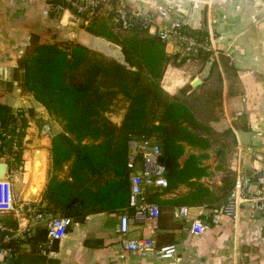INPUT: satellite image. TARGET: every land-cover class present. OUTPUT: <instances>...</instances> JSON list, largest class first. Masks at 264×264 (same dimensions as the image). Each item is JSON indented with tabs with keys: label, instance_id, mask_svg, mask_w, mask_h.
<instances>
[{
	"label": "trees",
	"instance_id": "trees-1",
	"mask_svg": "<svg viewBox=\"0 0 264 264\" xmlns=\"http://www.w3.org/2000/svg\"><path fill=\"white\" fill-rule=\"evenodd\" d=\"M64 4L78 14L71 3ZM119 4L98 0L89 15L79 13L78 38H65L53 27L44 39L31 32L16 59L13 80L62 124L51 135L40 200L27 205L70 216L72 223L95 212H122L128 205L131 173L127 141L130 134H144L160 145L167 179L165 187L148 192L149 200L158 204V227L163 230L156 232L155 241L160 247L173 243L171 229L181 225L174 217L176 206L218 208L232 188L237 131L247 130L249 123L245 112L223 120L224 101L241 95L244 87L230 54L212 47L206 18L200 27L176 28L194 41L189 50L182 40L179 50L168 51L167 39L150 31L149 20ZM91 35L117 45L122 60L89 45ZM188 59L198 65L197 72L208 65L206 74L195 86L186 81L168 91L163 85L168 66L180 67ZM118 98L126 104L117 122L110 110ZM32 115L30 108L11 112L9 104L0 102V157L10 152L17 137V167L28 156L23 142ZM242 171L251 183L257 182L260 172ZM0 221L16 224L11 212H0ZM4 234L0 231V246L10 248L12 264H46L47 251L57 243L48 240L42 225L23 237Z\"/></svg>",
	"mask_w": 264,
	"mask_h": 264
},
{
	"label": "crops",
	"instance_id": "crops-1",
	"mask_svg": "<svg viewBox=\"0 0 264 264\" xmlns=\"http://www.w3.org/2000/svg\"><path fill=\"white\" fill-rule=\"evenodd\" d=\"M119 1L120 4L131 7L133 11L148 16L151 32L167 31L169 37L166 49L168 50L169 47L170 51L179 50L183 40L171 32L177 20L191 27H200L203 25L204 18L211 14L206 10L210 0ZM253 2L257 6L255 8L257 11L264 9L262 0ZM217 8L221 11V6ZM162 10L166 11L165 15L160 13ZM50 12L47 0H0V102L9 104L11 112L30 108L34 113L28 119L29 124L26 127L23 142L28 156L23 160L22 165L16 168L8 167L13 192L22 206L18 212L11 214L16 218V224L20 225L44 226L43 222L33 218L32 212L24 208L23 202L40 200L47 180L51 135L60 130L62 124L29 91L22 89L13 80L16 59L27 45L31 32L40 34L44 39L49 37V29L53 27L58 28L65 38H78L81 35L78 27L79 20L73 18L69 9L63 12L61 21ZM246 15L247 12L242 15L243 26L246 25ZM232 18L237 20L236 14ZM223 20L227 19L220 15L213 18V24L221 27ZM245 29L246 27L243 31ZM82 36L86 35L82 32ZM96 42L99 44L96 48L102 51H104L105 43H110L95 35H91L87 41L91 46ZM115 47L119 49L117 45ZM245 78H242L245 86L242 99L249 128L237 131L238 144L231 161V168L235 177L243 169L260 172L257 182L251 183V187L255 184L253 191L264 194V121H262L264 90L260 81L259 88L256 90L253 86L258 84L251 82V77L248 75ZM8 82L11 83L10 87ZM183 82L182 76L179 75V68H167L163 85L168 91H175ZM228 99L229 106L238 104V97L232 96ZM123 112L124 108L119 114H113L110 111V115L118 122ZM45 122L50 124L48 131L42 130V124ZM36 159L41 161L39 169L43 170V178L41 179V174L35 178L37 192L28 195L30 184L34 183L33 165ZM62 173L64 174V171ZM192 209L195 212L204 210L201 205H192ZM119 214V211L95 212L87 215L81 222H73L66 233L56 240V247L51 248L47 253L46 264H132L134 262L139 264H264V213L251 214L247 202L239 206L235 216L222 215L217 222L211 223L200 234L190 233L188 221L174 216L181 222L180 226L171 229L174 234L173 243L177 245V249L172 256L164 258L126 250L117 231ZM160 230L163 229L159 228L158 224L152 228L134 223L130 224L129 235H154L155 238L156 232Z\"/></svg>",
	"mask_w": 264,
	"mask_h": 264
},
{
	"label": "built area",
	"instance_id": "built-area-1",
	"mask_svg": "<svg viewBox=\"0 0 264 264\" xmlns=\"http://www.w3.org/2000/svg\"><path fill=\"white\" fill-rule=\"evenodd\" d=\"M97 1L51 0L48 1V6L53 12V16L61 21V16L67 9L64 2L71 3L78 12V14L72 13L73 18L80 20L79 13L84 14V16L89 15L93 11ZM160 13L165 15L166 11L162 10ZM137 14H141L149 20L148 16L142 13ZM180 25H183V23L181 20H177L173 24L171 32L178 38L186 39L190 44H193L194 41L191 38H187L177 31L176 28ZM158 34L164 39L169 37L168 32L165 30L159 31ZM49 129L50 124L48 122L42 124V130L48 131ZM127 146V166L131 169L128 205L126 209L120 212L117 223V231L120 234L122 245L132 253L154 255L157 258L170 257L176 252L177 245L175 243L158 247L154 235H129L130 224H144L152 228L158 224V204L149 200L148 192L152 189H160L167 185L164 165L160 159L161 147L156 141L144 134H130ZM16 149L17 137H14L10 152L0 157L8 163V167H17L14 162ZM251 189L250 177L241 171L235 177L232 188L218 208L213 209L201 205L204 210L195 212L190 205H179L175 207L174 215L188 221V230L190 233L200 234L211 223L217 222L222 215L235 216L239 206L244 202L249 203L251 214H254L257 210L264 213V194L251 191ZM17 201V196L13 192L12 180L7 168L5 176L0 178V212H18L22 206ZM27 201L29 200L23 202V206L29 212L33 213V218L36 221L44 223L43 225L47 228V238L49 241L61 238L72 224L70 216L52 215L37 211L35 207L27 205ZM36 225L39 224L11 225L4 224L0 221V231L5 232L4 238H8L9 236L23 237L26 233L32 232ZM42 250L45 251L44 248ZM47 253H49V250ZM11 257L12 252L10 248L0 246V264H10L8 260ZM132 264L139 263L134 262Z\"/></svg>",
	"mask_w": 264,
	"mask_h": 264
},
{
	"label": "rangeland",
	"instance_id": "rangeland-1",
	"mask_svg": "<svg viewBox=\"0 0 264 264\" xmlns=\"http://www.w3.org/2000/svg\"><path fill=\"white\" fill-rule=\"evenodd\" d=\"M253 1L254 0H210L207 3L208 8L206 7V10L211 13L208 15L206 14V18L208 19L207 24L212 35V47L221 48L224 52L226 51L230 54L238 67V73L243 83L244 91L245 86L242 78H245L247 75L251 77V82H256L258 84L254 85L253 88L258 90L260 81L263 85L262 90H264V9H262V11H257L255 9L257 6ZM262 3L264 5V0H262ZM220 6L221 11L217 8ZM245 12H247L245 19L246 25L243 26L242 15ZM235 14L237 20L232 18ZM220 15L228 21L223 20L221 27H218L217 24H213V18H217ZM244 27H246V29L243 31ZM183 43L186 45L185 50H189V48H187V46L191 45L189 41L185 39ZM92 45L95 47L99 46L97 42L96 44L92 43ZM113 45L112 43H105L103 46L104 52L122 60L121 51ZM168 51H170L169 47ZM168 68H179V75L182 76V79L186 82L190 81L196 75L199 77L204 76L207 72L208 65L203 67L204 69L200 72H197L196 69L199 68L198 65L191 59H188L180 67L169 65ZM243 96L244 92L241 95H237L238 104L236 106L232 104L230 105L231 107L228 104L229 97L225 98L223 120L230 119L233 115L239 113L236 112L238 110L246 113L243 106ZM125 104L122 98H118L110 110L111 113H121ZM246 118L248 120L247 113ZM262 121H264V108L262 109ZM40 130L41 127L39 128V131ZM233 175L235 176L234 171ZM19 202L20 201H17L18 204Z\"/></svg>",
	"mask_w": 264,
	"mask_h": 264
},
{
	"label": "water",
	"instance_id": "water-1",
	"mask_svg": "<svg viewBox=\"0 0 264 264\" xmlns=\"http://www.w3.org/2000/svg\"><path fill=\"white\" fill-rule=\"evenodd\" d=\"M201 80H202L201 77L196 75L190 80V83H191L192 86H195L198 83H200ZM7 168H8V163L4 159L0 158V178H3L5 176V174L7 172ZM255 187H256V185L254 184V186H252L251 188L255 189ZM30 189H31V191L34 190L35 186L30 184ZM30 193H32V192H30ZM259 213H260V211L257 210L256 214H259ZM8 263H10V264L12 263V259L11 258H9Z\"/></svg>",
	"mask_w": 264,
	"mask_h": 264
},
{
	"label": "bare ground",
	"instance_id": "bare-ground-1",
	"mask_svg": "<svg viewBox=\"0 0 264 264\" xmlns=\"http://www.w3.org/2000/svg\"><path fill=\"white\" fill-rule=\"evenodd\" d=\"M34 165H33V168H34V172H35V175H34V183H31L32 185L35 186V178L41 174V179L43 178V170L39 169L41 167V161L39 159H36V161H34ZM30 192H32L33 194H35L37 192L36 190V187L34 190L31 191V189L29 190L28 189V195L30 194Z\"/></svg>",
	"mask_w": 264,
	"mask_h": 264
}]
</instances>
